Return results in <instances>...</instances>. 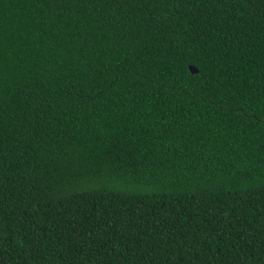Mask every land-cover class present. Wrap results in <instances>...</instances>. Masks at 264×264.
<instances>
[{
  "label": "trees",
  "instance_id": "1",
  "mask_svg": "<svg viewBox=\"0 0 264 264\" xmlns=\"http://www.w3.org/2000/svg\"><path fill=\"white\" fill-rule=\"evenodd\" d=\"M0 264H264V0H0Z\"/></svg>",
  "mask_w": 264,
  "mask_h": 264
},
{
  "label": "water",
  "instance_id": "2",
  "mask_svg": "<svg viewBox=\"0 0 264 264\" xmlns=\"http://www.w3.org/2000/svg\"><path fill=\"white\" fill-rule=\"evenodd\" d=\"M188 69L191 73H195L197 72V69L195 67H193L192 65H188Z\"/></svg>",
  "mask_w": 264,
  "mask_h": 264
}]
</instances>
